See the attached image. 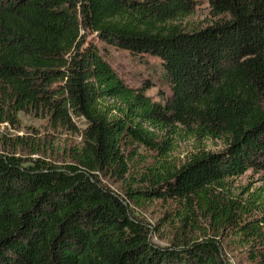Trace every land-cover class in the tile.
Listing matches in <instances>:
<instances>
[{
  "label": "trees",
  "instance_id": "1",
  "mask_svg": "<svg viewBox=\"0 0 264 264\" xmlns=\"http://www.w3.org/2000/svg\"><path fill=\"white\" fill-rule=\"evenodd\" d=\"M208 4L217 19L186 30L195 0H0V122L32 114L81 139L62 165L0 152V264H226L221 229L264 264V191L230 188L249 170L264 182V0ZM114 48L164 64L162 101L119 76ZM127 200L171 202L177 237L154 243ZM199 220L213 237L186 235Z\"/></svg>",
  "mask_w": 264,
  "mask_h": 264
},
{
  "label": "rangeland",
  "instance_id": "2",
  "mask_svg": "<svg viewBox=\"0 0 264 264\" xmlns=\"http://www.w3.org/2000/svg\"><path fill=\"white\" fill-rule=\"evenodd\" d=\"M195 1L196 7L193 14L182 21L186 30L205 27L217 19L210 12L208 0ZM91 37L92 35L87 39ZM110 62L127 84L131 86L144 84L145 93L152 100L162 101L164 94L168 92L164 81L166 68L158 58L114 48L111 51ZM80 141L78 134L56 127L46 118L32 114L19 113L16 120L12 122H0V152L14 154L25 161L39 158L56 165L69 163L72 159V151L80 145ZM200 148L211 151L219 150L221 143L218 140H204ZM193 149L191 141L178 143L173 151L175 161H184ZM259 177V174L249 170L233 180L230 188L234 195L242 196V198L255 189L260 192L264 191V182ZM100 178L107 186L126 198L124 189L127 185L124 180L108 176ZM127 202L130 208L153 226L151 239L154 243L160 246L169 245L170 241L177 237L174 229L177 226L175 218L172 217L173 219H169L166 223L162 218L166 211L175 209L171 202L153 200L143 206H137L131 200ZM218 233L215 237L226 264H254L247 259V247L240 245V241L231 231L221 229ZM186 235L196 240L213 237L214 231L209 228L206 221L199 220V226L187 230Z\"/></svg>",
  "mask_w": 264,
  "mask_h": 264
}]
</instances>
